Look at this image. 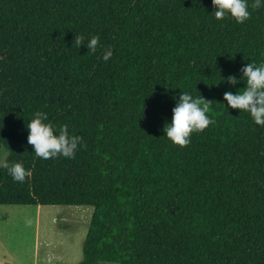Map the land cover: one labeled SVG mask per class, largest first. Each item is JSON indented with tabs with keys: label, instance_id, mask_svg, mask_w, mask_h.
I'll use <instances>...</instances> for the list:
<instances>
[{
	"label": "trees",
	"instance_id": "trees-1",
	"mask_svg": "<svg viewBox=\"0 0 264 264\" xmlns=\"http://www.w3.org/2000/svg\"><path fill=\"white\" fill-rule=\"evenodd\" d=\"M251 3L236 23L211 0H0V149L30 173L0 168V205L91 207L76 264H264V126L217 83L264 61ZM182 90L213 120L184 147L162 131ZM38 110L81 139L73 160L32 152Z\"/></svg>",
	"mask_w": 264,
	"mask_h": 264
},
{
	"label": "clouds",
	"instance_id": "clouds-1",
	"mask_svg": "<svg viewBox=\"0 0 264 264\" xmlns=\"http://www.w3.org/2000/svg\"><path fill=\"white\" fill-rule=\"evenodd\" d=\"M211 2L214 9L212 12L217 20L230 17L236 23H244L251 16L249 0H211ZM250 6L253 10H259L264 7V0H252ZM75 43L77 48L86 44V51L90 55H95L99 44L96 38L87 40L83 35L76 36ZM112 58V50L108 48L103 52L101 62L106 64ZM238 71L241 73L238 76L220 75L221 79L217 83L224 82L235 86L243 82V87L239 88L242 89L241 91L235 93L225 91L223 100L227 102L228 107L248 113L256 125L264 126V61L259 65L254 61H248ZM173 99L175 106L171 109V119L164 123L163 136L171 143L184 147L190 143L192 133L203 131L213 123L208 115L210 106L204 103L206 99L201 95L194 97L190 92L183 90ZM25 127L27 143L32 146L35 156L43 160L59 157L71 161L78 150H84L83 142L79 137L69 133L67 124L55 126L48 122V114L44 111L34 112ZM0 168L6 169L13 181L20 183L30 175L22 162L9 163L3 160L0 161Z\"/></svg>",
	"mask_w": 264,
	"mask_h": 264
},
{
	"label": "rangeland",
	"instance_id": "rangeland-1",
	"mask_svg": "<svg viewBox=\"0 0 264 264\" xmlns=\"http://www.w3.org/2000/svg\"><path fill=\"white\" fill-rule=\"evenodd\" d=\"M8 152L0 149V161ZM93 209L0 205V264H76Z\"/></svg>",
	"mask_w": 264,
	"mask_h": 264
}]
</instances>
